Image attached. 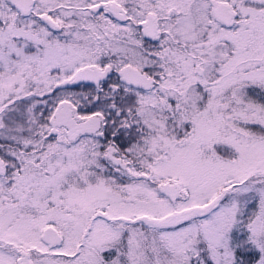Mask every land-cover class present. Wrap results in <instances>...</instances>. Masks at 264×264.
Listing matches in <instances>:
<instances>
[{
    "label": "snow or ice",
    "instance_id": "1",
    "mask_svg": "<svg viewBox=\"0 0 264 264\" xmlns=\"http://www.w3.org/2000/svg\"><path fill=\"white\" fill-rule=\"evenodd\" d=\"M0 264H264V0H0Z\"/></svg>",
    "mask_w": 264,
    "mask_h": 264
}]
</instances>
